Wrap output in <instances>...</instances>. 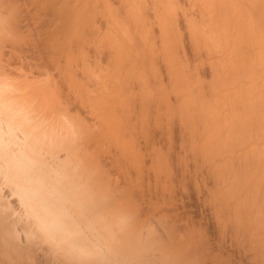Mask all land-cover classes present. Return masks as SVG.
Returning <instances> with one entry per match:
<instances>
[{
	"label": "bare ground",
	"instance_id": "bare-ground-1",
	"mask_svg": "<svg viewBox=\"0 0 264 264\" xmlns=\"http://www.w3.org/2000/svg\"><path fill=\"white\" fill-rule=\"evenodd\" d=\"M0 264H264V0H0Z\"/></svg>",
	"mask_w": 264,
	"mask_h": 264
}]
</instances>
